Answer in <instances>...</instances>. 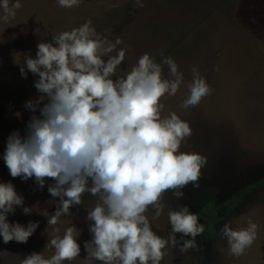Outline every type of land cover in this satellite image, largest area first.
Here are the masks:
<instances>
[{
    "label": "rangeland",
    "instance_id": "rangeland-1",
    "mask_svg": "<svg viewBox=\"0 0 264 264\" xmlns=\"http://www.w3.org/2000/svg\"><path fill=\"white\" fill-rule=\"evenodd\" d=\"M15 0H9V6ZM22 7L5 20L0 7V183L11 182L23 205L6 217L10 224L38 222L26 243L15 240L5 244L0 236V264H21L33 252L49 259L55 249L49 241L63 237L72 225L77 228L81 251L77 258L61 264H101L86 259L84 242L92 239L87 220L96 197L85 193L83 203L73 205L71 215L48 225L59 197H52L45 179L41 189L35 178H13L4 162L7 139L14 131L21 137L33 112L25 107L42 94L35 88L38 76L20 68L26 57H36L38 44L51 42L54 35L78 28L87 21L98 33L118 48H127L118 75L130 70L147 53L157 62L161 54L171 56L183 72L185 82L192 80V69H199L213 89L196 107H182L187 95L184 84L175 96L162 98V117L175 112L186 120L192 133L180 151L197 152L205 157L198 187L189 183L163 194L165 209L153 219L155 209L147 212L152 230L167 239L171 232L167 211L187 206L197 214L205 231L195 237L196 247L185 253L179 245L169 244L160 264H264V0H144L133 8L131 0H82L79 6L61 8L57 0H20ZM164 76L168 77L167 66ZM115 78V77H114ZM43 101L40 107L43 106ZM91 184V181H89ZM181 193L178 195L177 193ZM23 207L32 211L23 212ZM251 219L257 223V238L245 253L230 255L226 237L220 233L225 223L233 229L246 228ZM56 229H59L57 232ZM181 244L191 236L176 233Z\"/></svg>",
    "mask_w": 264,
    "mask_h": 264
},
{
    "label": "clouds",
    "instance_id": "clouds-1",
    "mask_svg": "<svg viewBox=\"0 0 264 264\" xmlns=\"http://www.w3.org/2000/svg\"><path fill=\"white\" fill-rule=\"evenodd\" d=\"M57 3L71 8L82 0ZM131 3L133 8L144 6V0ZM0 7L7 20L22 5L15 0L10 7L9 0H0ZM121 43L119 37L113 42L98 33L90 20L54 35L51 42L39 43L36 57H26L20 72L26 78L27 68L38 76L35 88L42 95L27 101L25 107L33 112L39 107L40 114L31 117L25 137L19 131L9 135L3 159L13 178L34 177L41 189L46 178L55 181L48 192L59 197L56 211L50 216L46 210L42 213L48 216V225L71 215L70 207L82 204L85 193L96 197L86 217L93 222L89 226L92 239L84 242L86 259L101 264H160L169 244L179 245L181 253L195 248V237L205 226L187 206L169 209L171 232L165 239L152 230L146 214L149 208L155 209L153 219H159L165 209V192L190 182L198 187L206 162L197 152L180 151L192 129L175 112L162 117L161 100L175 96L184 84L187 95L182 107L187 109L198 106L213 89L196 67L192 80L185 82L174 59L163 54L157 62L145 53L130 70L118 75L129 51L118 48ZM22 205L23 197L14 185L0 183V236L5 244L13 240L26 243L38 227V222L25 227L7 221V215ZM31 211L23 207L25 214ZM257 230V223L249 219L246 228L233 229L225 223L220 233L227 239L230 255L240 257L256 240ZM76 233L72 225L63 237L52 238L49 243L55 254L51 258L33 252L21 264L74 260L81 251ZM176 233L192 239L181 244Z\"/></svg>",
    "mask_w": 264,
    "mask_h": 264
}]
</instances>
